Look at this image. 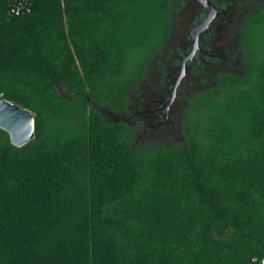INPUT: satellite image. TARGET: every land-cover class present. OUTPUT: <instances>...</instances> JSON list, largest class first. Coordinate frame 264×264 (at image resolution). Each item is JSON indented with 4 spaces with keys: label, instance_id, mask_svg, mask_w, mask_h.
Instances as JSON below:
<instances>
[{
    "label": "trees",
    "instance_id": "16d2710c",
    "mask_svg": "<svg viewBox=\"0 0 264 264\" xmlns=\"http://www.w3.org/2000/svg\"><path fill=\"white\" fill-rule=\"evenodd\" d=\"M172 2L34 0L12 16L0 0V98L34 116L22 147L0 129V264L264 257V10L241 31L243 69L219 76L205 93L219 107L180 143L139 146L100 113L127 111Z\"/></svg>",
    "mask_w": 264,
    "mask_h": 264
},
{
    "label": "rangeland",
    "instance_id": "374dc122",
    "mask_svg": "<svg viewBox=\"0 0 264 264\" xmlns=\"http://www.w3.org/2000/svg\"><path fill=\"white\" fill-rule=\"evenodd\" d=\"M212 1L218 13L199 37L207 53L186 64L185 76L167 113L164 109L160 113L157 108H164L171 94L180 57L190 48L191 26L205 15V9L197 0H173L170 4L169 31L149 60L145 75L132 83L127 93L130 99L127 111L101 108L100 113L106 120H123L132 127L137 145H176L194 134L196 127L205 126L221 103L217 97L205 98V93L221 74L243 69L241 31L247 18L264 10V0ZM58 90L64 93L63 87Z\"/></svg>",
    "mask_w": 264,
    "mask_h": 264
},
{
    "label": "water",
    "instance_id": "95a60500",
    "mask_svg": "<svg viewBox=\"0 0 264 264\" xmlns=\"http://www.w3.org/2000/svg\"><path fill=\"white\" fill-rule=\"evenodd\" d=\"M197 1L205 9V15L201 20L193 24L189 30L190 48L180 57L178 74L172 83L171 94L165 104V108L174 100L176 89L185 76L186 64L192 61L195 52L199 48L200 35L209 28L218 13L217 6L213 1ZM0 129L8 134L11 145L22 147L34 137V116L27 108L0 98Z\"/></svg>",
    "mask_w": 264,
    "mask_h": 264
},
{
    "label": "built area",
    "instance_id": "2783aa9c",
    "mask_svg": "<svg viewBox=\"0 0 264 264\" xmlns=\"http://www.w3.org/2000/svg\"><path fill=\"white\" fill-rule=\"evenodd\" d=\"M8 13L12 16H23L28 14L33 6L34 0H5ZM257 264H264V257L256 260Z\"/></svg>",
    "mask_w": 264,
    "mask_h": 264
},
{
    "label": "flooded vegetation",
    "instance_id": "af4514ba",
    "mask_svg": "<svg viewBox=\"0 0 264 264\" xmlns=\"http://www.w3.org/2000/svg\"><path fill=\"white\" fill-rule=\"evenodd\" d=\"M213 21H214V20H213ZM202 34H203V33H202ZM198 45H199V48H198L197 51L195 52L192 61H194V60L196 59L197 56H199V55H201V54H206V53H207L206 50H204L202 43L200 42V38H199V41H198ZM188 50H189V49H188ZM188 50H187V51H188ZM187 51H186V52H187ZM189 62H191V61H189ZM187 63H188V62H187ZM185 69H186V67H185ZM160 102H161V101H160ZM160 102H159V104H160ZM162 109H164L165 112L167 113V108H165V105H164V108H163V106L157 108V111H159V112L161 113ZM160 115H161V114H160Z\"/></svg>",
    "mask_w": 264,
    "mask_h": 264
}]
</instances>
